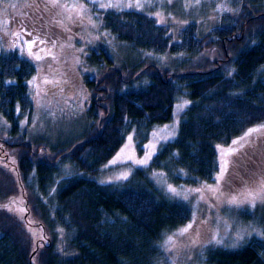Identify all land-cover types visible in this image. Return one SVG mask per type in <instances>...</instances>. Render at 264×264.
I'll list each match as a JSON object with an SVG mask.
<instances>
[{"label":"trees","instance_id":"1","mask_svg":"<svg viewBox=\"0 0 264 264\" xmlns=\"http://www.w3.org/2000/svg\"><path fill=\"white\" fill-rule=\"evenodd\" d=\"M72 6L0 0L1 39L36 34L60 50L52 58L0 50V264H170L163 240L192 220L194 208L166 196L151 175L181 187L210 184L221 148L232 152L219 184L229 201L218 221L235 216L263 236L200 246L191 264H264V0H232L218 25L200 33L189 22L175 36L144 12L92 7L95 49L73 32ZM205 49L220 54L202 63ZM159 56L192 63L168 67ZM45 60L54 67L39 76L35 98L29 81ZM178 96L189 104L176 136L159 144L147 166L117 182L91 177L128 133L141 145L153 126L170 122ZM40 110L75 119L79 134L62 141L50 131L31 135L26 126ZM66 166L73 170L62 176ZM19 192L23 222L43 231L36 243L6 209Z\"/></svg>","mask_w":264,"mask_h":264},{"label":"rangeland","instance_id":"2","mask_svg":"<svg viewBox=\"0 0 264 264\" xmlns=\"http://www.w3.org/2000/svg\"><path fill=\"white\" fill-rule=\"evenodd\" d=\"M231 2L232 0H71L73 6L69 11V17L74 22L73 32L77 33L78 39L88 44L90 48L95 49L99 43L100 31L98 32V26L94 24L92 7L100 10H136L144 12L152 16L157 24L165 26L169 35L175 36L189 22H194L200 33H204L209 27L218 25L220 14L223 11L222 6L229 7ZM220 9L222 11L219 12ZM227 10L229 9H224V11ZM33 40L36 42L35 49ZM83 48L84 45L80 49L82 52L80 54L85 56L86 48ZM5 49L13 50L21 56L27 57L32 51L31 54L34 58L42 56L52 58L60 55V50L54 49L53 44L43 46L42 40L36 34L25 37L21 35L14 37L11 34L6 39L0 38V50ZM203 52L204 55L201 54L199 59L202 63L207 60L213 61L220 54L208 49ZM164 56H159L158 60L164 62L168 67L177 66L179 65L178 62L181 61L185 63L183 57L179 60L180 57L178 56ZM144 58L145 56H143ZM73 63L74 60L71 58V61L67 63V67L73 68ZM190 63L192 61L188 60L185 64L189 65ZM52 64L48 60L43 61L39 67L38 75L29 81L33 97L37 98L38 91L41 88L39 76L44 70L43 74L49 72L54 67ZM69 78L71 79V77ZM34 102L37 107L41 105L35 99ZM188 104L187 98L178 96L172 108L171 121L164 125L153 126L147 140L141 145L138 144L133 132L128 133L119 150L101 167L96 175L91 177L100 183L117 182L127 178L134 168L147 166L159 144L176 136L181 114ZM35 117L33 119L34 124L26 126L31 135L47 137L46 133L50 131V136L62 141L64 138L69 139L79 134V123L75 119L52 118L50 112H42L41 110ZM231 152V149H220L218 173L210 184L195 180L191 182L192 185L181 187L167 182L162 173L151 175L158 189L164 192L166 196L182 199L194 208L192 220L185 226L168 233L163 240L164 247L166 246V250L169 251L170 260L168 262L170 264H191L193 259L195 260V254L200 246L206 248L211 243L235 246L245 241L246 238L252 236L261 238L263 236L260 228L254 224H246L242 220L235 219V216L225 217L224 220L218 221L221 210L225 205L224 202L229 201L225 187L221 188L219 184L227 171ZM72 170L70 166L64 167L62 176L70 175ZM170 188L175 189V192L170 191ZM244 206L249 207V210L253 209L252 203ZM6 209L22 222L33 243L43 238V231L40 226L23 222L25 209L20 192L13 197L11 203L7 204ZM189 224L192 227L186 233L180 235L179 230ZM260 250L264 253L262 248Z\"/></svg>","mask_w":264,"mask_h":264},{"label":"snow or ice","instance_id":"3","mask_svg":"<svg viewBox=\"0 0 264 264\" xmlns=\"http://www.w3.org/2000/svg\"><path fill=\"white\" fill-rule=\"evenodd\" d=\"M251 131H255V130H250V132H251ZM246 135H247V134H246ZM233 143H236V141H234ZM141 163H143V161H141ZM169 190L172 191V192H175V189H171V188H170ZM260 191H261V192H264V184L261 185ZM233 202H235V201H233ZM191 227H192V225L189 224V225H187L185 228L180 229V230H179V234H180V235H183V234L186 233ZM169 239L171 240V238H169Z\"/></svg>","mask_w":264,"mask_h":264}]
</instances>
